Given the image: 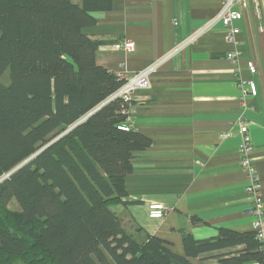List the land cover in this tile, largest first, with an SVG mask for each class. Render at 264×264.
I'll return each instance as SVG.
<instances>
[{
    "label": "trees",
    "instance_id": "obj_1",
    "mask_svg": "<svg viewBox=\"0 0 264 264\" xmlns=\"http://www.w3.org/2000/svg\"><path fill=\"white\" fill-rule=\"evenodd\" d=\"M114 1L0 0V264H192L226 249L222 264H264L254 230L185 234L180 255L135 238L113 210L135 152L153 143L121 128L132 103L112 97L124 79L96 61L107 40L84 31Z\"/></svg>",
    "mask_w": 264,
    "mask_h": 264
},
{
    "label": "crops",
    "instance_id": "obj_2",
    "mask_svg": "<svg viewBox=\"0 0 264 264\" xmlns=\"http://www.w3.org/2000/svg\"><path fill=\"white\" fill-rule=\"evenodd\" d=\"M221 9L222 0H115L110 10L94 13L96 24L84 28L107 40L96 52L97 63L122 77L181 46L153 74L152 86L133 95L131 128L153 143L135 152L125 179L123 201L129 203L112 206L135 238L157 236L180 255H185V234L207 239L221 228L254 230L247 171L241 166L242 122L249 127L264 198V0L242 10L235 43L227 40L221 22L206 29ZM127 40L135 43L134 51L124 49ZM233 51L241 55L238 63L227 57ZM243 80L256 83V96L244 94ZM151 202L167 205L168 214L150 218ZM233 250L190 260L222 264L215 256Z\"/></svg>",
    "mask_w": 264,
    "mask_h": 264
},
{
    "label": "built area",
    "instance_id": "obj_3",
    "mask_svg": "<svg viewBox=\"0 0 264 264\" xmlns=\"http://www.w3.org/2000/svg\"><path fill=\"white\" fill-rule=\"evenodd\" d=\"M257 0H222V9L216 19L211 21L207 25L206 29L213 27L217 22H221L225 31V35L228 41L235 43L237 37L240 34V27L237 23L242 20L243 12L242 10L248 8L252 3H256ZM258 11V8H256ZM205 30V29H203ZM200 31L194 34L187 43L193 41L200 33ZM181 46L176 47L168 55L162 59L156 60L143 70L130 74L127 77H122L124 83L116 91L112 98L121 97L125 101L132 103L134 93L142 90L149 89L152 86V76L160 65L176 53ZM124 49L127 52H132L135 49V43L133 41L127 40L124 42ZM227 57L233 62L238 63L241 55L237 51L227 53ZM248 69L251 73L256 72V64L251 61L248 64ZM244 94H249L251 96H256L258 93V88L253 80L245 81L240 83ZM133 105L129 108V116L126 121L121 125V128L128 130L131 128ZM239 133L242 137V142L240 145L241 152V166L247 171L248 186L247 192L252 196L251 213L254 215V231L256 233L257 239L260 241L264 249V198L261 193V179L257 174L255 165L252 160V153L254 150L252 138L249 132V127L246 123L242 122L240 124ZM224 137L228 136L227 133L223 134ZM168 214V207L162 202H151L148 204V215L152 219H162Z\"/></svg>",
    "mask_w": 264,
    "mask_h": 264
},
{
    "label": "water",
    "instance_id": "obj_4",
    "mask_svg": "<svg viewBox=\"0 0 264 264\" xmlns=\"http://www.w3.org/2000/svg\"><path fill=\"white\" fill-rule=\"evenodd\" d=\"M109 101V100H108ZM108 101H106L105 103H103V104H101L99 107H97L94 111H92L90 114H92L93 112H95L96 110H98L99 108H101L104 104H106ZM89 114V115H90ZM81 121H83V119L81 120ZM80 121V122H81ZM80 122H78L77 124H79ZM77 124H75L74 126H76ZM44 148H46V147H44ZM43 148V149H44ZM43 149H41V150H43ZM40 152V151H39ZM39 152H37V153H39ZM31 158H29V159H27L26 161H24L23 163H21L20 165H18L15 169H13L9 174H7L5 177H7L8 175H10V174H12V173H14L16 170H18L20 167H22L23 165H25V164H27L28 162H29V160H30ZM4 177V178H5Z\"/></svg>",
    "mask_w": 264,
    "mask_h": 264
},
{
    "label": "rangeland",
    "instance_id": "obj_5",
    "mask_svg": "<svg viewBox=\"0 0 264 264\" xmlns=\"http://www.w3.org/2000/svg\"><path fill=\"white\" fill-rule=\"evenodd\" d=\"M9 206H10V208H12L14 210H19L20 209L19 205L17 204L16 201H12Z\"/></svg>",
    "mask_w": 264,
    "mask_h": 264
}]
</instances>
